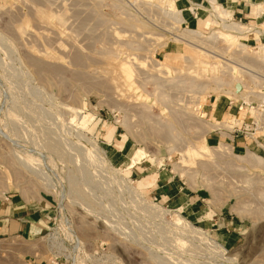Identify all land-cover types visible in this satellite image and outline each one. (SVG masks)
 <instances>
[{"label": "rangeland", "instance_id": "obj_1", "mask_svg": "<svg viewBox=\"0 0 264 264\" xmlns=\"http://www.w3.org/2000/svg\"><path fill=\"white\" fill-rule=\"evenodd\" d=\"M175 1L183 23L160 0H0V199L51 206L34 235L0 240V264H264V168L236 158L264 151L231 130L264 98V39L251 27L245 52L188 44L187 29L209 35L212 8L191 0L198 29ZM136 149L144 180L128 169ZM157 178L178 182L179 206L151 194Z\"/></svg>", "mask_w": 264, "mask_h": 264}, {"label": "crops", "instance_id": "obj_2", "mask_svg": "<svg viewBox=\"0 0 264 264\" xmlns=\"http://www.w3.org/2000/svg\"><path fill=\"white\" fill-rule=\"evenodd\" d=\"M217 1L220 3L219 0ZM189 3L195 6L197 10L195 11L197 17L191 15L194 27L201 29L207 23V21L203 19V14L200 12L204 5L194 4L191 0H189ZM228 8L232 14L233 20L250 27L263 29L264 0H233L232 2H228ZM261 35L264 39V34L262 33ZM210 108L211 110H208V112L216 118L224 116V114L229 111L228 108L226 110L225 106L219 107L218 109L214 104H212ZM229 115L232 114L230 113ZM132 173L138 178H141V180L145 179L144 169L135 167ZM176 183L178 182L173 180V178H167L166 180L163 178L162 181L157 178L155 188H153L154 190L151 191V194L161 200L166 199L167 202L173 201V203L175 202L177 206H179L180 200H182L184 195L182 191L177 190L178 186ZM185 200L190 201L189 199ZM50 207L51 206L47 203H43L40 207H34L31 203L17 198L16 196H7L0 199V240H6L12 237L25 238L34 235L37 226H40L41 223L46 224L50 221L51 218L46 214V212L50 210ZM225 221L228 223L227 226L231 224L229 220L225 219Z\"/></svg>", "mask_w": 264, "mask_h": 264}, {"label": "bare ground", "instance_id": "obj_3", "mask_svg": "<svg viewBox=\"0 0 264 264\" xmlns=\"http://www.w3.org/2000/svg\"><path fill=\"white\" fill-rule=\"evenodd\" d=\"M163 4H165V7H166V10L169 12V14H172V15H170V16H175V18H173V19H175L174 21H176V19H177V23H183V21H184V13H183V11L182 10H180V9H178L177 8V6H176V1L175 0H160ZM208 2H209V4H210V6H211V10H212V16H213V18H212V20L210 21V27H211V31H210V33H209V35H206V34H204L203 32H199V31H197V30H194V29H187V31H185V33L183 34L184 36V40L185 41H187L188 42V44L190 43L191 45H194V46H196V47H198V45H199V43H202V44H205L204 42L205 41H207V40H214V41H219V40H226V42L227 41H229V42H234V41H241V44H240V48H241V50H240V52H245V49H246V46H247V44L245 43V41H247L248 40V38L250 37V33L252 32V28L251 27H249V26H247V25H245V24H242V23H238V22H233V19H232V14H231V12L230 11H228L226 8H225V6L224 5H222L221 3H219L217 0H208ZM158 10H160L159 8H157ZM195 10V8H190V10H188V11H190V12H193ZM162 12V11H161ZM167 12V13H168ZM61 17V16H60ZM59 17V18H60ZM64 18V17H63ZM46 23V22H45ZM254 29V28H253ZM256 33H258V34H264V27H263V29H260V30H256ZM20 35V34H19ZM21 36V35H20ZM18 37V36H17ZM203 38L204 39H207V40H205V41H203ZM214 43V42H213ZM201 46V45H200ZM190 48V47H189ZM193 48V47H192ZM192 48L190 49V51L189 52H192V54H193V56H194V51H191L192 50ZM260 48L262 49V52H263V54H262V56L261 57H259L260 59H259V62H260V64H261V68H264V47H263V45H260ZM212 50V49H211ZM238 52V51H237ZM236 53V52H235ZM109 54V53H108ZM200 55H201V53H199ZM199 54H196V55H199ZM213 54V53H212ZM218 54H220V52L218 53ZM195 55V56H196ZM205 55H208V54H206L205 53ZM221 55H222V53H221ZM114 56V55H113ZM203 57H206V56H204V55H202ZM240 56V55H239ZM254 56V55H253ZM256 56H258V55H256ZM110 57V56H109ZM108 58V57H107ZM186 58V57H185ZM187 58H188V56H187ZM186 58V59H187ZM190 58H192L193 59V57H189V60H190ZM196 59H194V61L195 60H197L198 59V56H196L195 57ZM33 60H34V58H32ZM31 58H29V61L30 60H32ZM114 59V58H113ZM201 59H203L202 57H201ZM252 59V58H251ZM32 60V61H33ZM35 60H36V58H35ZM188 60V59H187ZM199 60V59H198ZM204 60H205V58H204ZM41 61V60H40ZM82 61V60H81ZM206 61V60H205ZM31 62V61H30ZM38 62V61H37ZM42 62H43V60H42ZM257 62V61H256ZM255 62V63H256ZM34 63H35V61H34ZM39 63V62H38ZM41 63V62H40ZM45 64L47 63V62H44ZM80 63V62H79ZM82 63V62H81ZM80 63V64H81ZM156 63H158L157 65H159V64H161V63H159L158 61L156 62L155 61V64ZM206 63V62H205ZM207 63L208 64H212V63H209V61H207ZM29 64H32V62L31 63H29ZM35 64H37V63H35ZM34 64V65H35ZM39 64H37V65H35L34 66V68L35 67H39V71H40V69H42L41 67L42 66H38ZM47 65V64H46ZM121 67H124L125 68V66H126V63L124 62V63H121V65H120ZM260 66V65H259ZM43 67H44V65H43ZM46 67V66H45ZM53 68V67H52ZM54 68H55V65H54ZM57 68V67H56ZM38 69V68H37ZM36 70V69H35ZM43 70H44V68H43ZM53 70V69H52ZM42 71V70H41ZM41 71L39 72V74L41 73ZM45 71H50V70H48L47 68H46V70ZM59 71L60 70H58L57 69V72L59 73ZM43 72V71H42ZM51 72V71H50ZM53 72H54V70H53ZM52 72V73H53ZM55 72H56V70H55ZM143 74V73H142ZM141 74V75H142ZM53 75H54V73H53ZM140 75V76H141ZM56 76V75H55ZM82 76V75H81ZM42 78H43V76H42ZM110 78V77H109ZM221 78V77H220ZM53 79H54V77H53ZM73 79V78H72ZM45 79H43V81H44ZM71 80V79H70ZM77 80V79H76ZM75 80V81H76ZM114 80V79H113ZM54 81H55V79H54ZM165 82H166V80H165ZM179 83V82H178ZM62 84H63V82H62ZM79 84H81V83H79ZM163 85H166V84H164V83H162ZM105 85V84H104ZM223 85V84H222ZM236 85H238L237 87H235L234 88V93L231 91V90H229V91H227V93H228V95H232V96H238V95H242L243 96V94H245V85H244V83H243V81H240V82H238V83H236ZM100 86L102 87L103 86V84L101 85L100 84ZM111 86V85H110ZM109 86V87H110ZM160 86H161V83H160ZM174 86V85H173ZM95 87V86H94ZM105 87V86H104ZM166 87V86H165ZM167 87H169V86H167ZM178 87V86H177ZM201 87H203V86H201ZM223 87V86H222ZM221 87V88H222ZM85 88V87H84ZM93 88V87H92ZM218 88V87H217ZM220 88V87H219ZM218 88V89H219ZM111 89V88H110ZM112 89H114V88H112ZM169 89V88H168ZM173 89H175V88H173ZM166 90V89H165ZM164 90V91H165ZM201 90V89H200ZM199 90V91H200ZM213 90H215V89H213ZM115 91V90H114ZM220 91V90H219ZM169 92V91H168ZM162 93H164V92H162ZM170 93V92H169ZM226 93V92H225ZM168 94V93H167ZM170 95V94H169ZM249 95V94H248ZM171 97V96H170ZM245 97V100H249V98L247 97V96H244ZM241 98V97H240ZM248 98V99H247ZM202 102V101H201ZM205 103V102H204ZM148 108V107H147ZM144 109H145V107H144ZM143 109V110H144ZM181 109V108H180ZM194 109V108H193ZM142 110V109H141ZM148 110H149V108H148ZM147 110V113H149V111ZM196 111V110H195ZM141 112V111H140ZM143 113V112H142ZM141 113V114H142ZM178 113V112H177ZM180 113V112H179ZM195 113V112H194ZM145 114V113H144ZM176 114V113H175ZM179 115V117H180V114H178ZM196 115V114H195ZM142 117H143V115H141ZM181 116H183V115H181ZM175 117H177L178 118V116H176L175 115ZM141 118V117H140ZM146 119H149V115H148V118L147 117H145ZM188 118V117H187ZM142 119V118H141ZM195 119V118H194ZM150 120H152L151 118H150ZM149 120V121H150ZM175 120H177V119H175ZM183 120V119H182ZM181 120V121H182ZM142 121V120H141ZM140 121V122H141ZM148 121V120H147ZM148 121V122H149ZM180 121V120H179ZM184 121H185V118H184ZM178 122V121H177ZM183 122V121H182ZM143 123V122H142ZM141 123V124H142ZM181 124V123H180ZM166 125V124H165ZM172 126V125H171ZM180 126H182V125H180ZM212 126H214V127H211L213 130L214 129H216L217 127H219V128H221V127H230L231 128V126L229 125V124H227V123H223V124H221V125H219L218 123H216V124H213ZM186 128H187V126H185ZM149 128V127H148ZM166 128H167V126H166ZM182 128H183V126H182ZM153 129V128H152ZM157 129V128H156ZM150 130V129H149ZM154 131H155V129H153ZM153 130L151 131V133L153 132ZM162 132V131H165L166 133H168L165 129H164V127L162 128V130H159V132ZM168 131H169V129H168ZM183 131V130H182ZM156 132L157 131H155V133L154 134H156ZM164 132V133H165ZM170 132V131H169ZM208 133V132H207ZM140 134V133H139ZM142 134V133H141ZM161 134V133H160ZM111 135V134H110ZM143 135V134H142ZM165 135V134H164ZM166 135H168V134H166ZM171 135V134H170ZM169 135V136H170ZM161 136H163V135H161ZM168 136V137H169ZM159 137V136H158ZM167 137V136H166ZM167 137V138H168ZM171 137H172V135H171ZM180 137V136H179ZM141 138H142V136H141ZM163 138H164V136H163ZM170 138V137H169ZM168 138V139H169ZM173 138V137H172ZM174 139V138H173ZM192 148V147H191ZM196 149H198V148H196ZM192 150V149H191ZM212 150L216 153V154H218L219 156H221V157H223V156H229V155H231V157L233 156L234 158L236 157V156H234L235 154L233 153V148L230 146V145H228V144H224V143H221L219 146H217V147H214V148H212ZM200 154H202L201 152L202 151H198ZM204 153V152H203ZM215 153H213V154H215ZM206 155V154H205ZM218 155H216V157L218 156ZM204 156V155H203ZM147 156H146V153L143 151V150H141V149H136L135 151H134V153L132 154V156L130 157V163H129V165H128V169H131V168H134L137 164H139V161H141L142 159H144V158H146ZM215 157V156H214ZM236 158H238L239 160L240 159H242V160H245L246 162H251L250 164L252 165L253 163L254 164H258L260 167H263L264 168V158L263 157H261V156H259V155H257V154H255V153H253L252 151H247V154L246 155H244V156H239V157H236ZM206 160V159H205ZM141 163V162H140ZM199 163V162H198ZM202 163V162H201ZM199 165V164H198ZM202 165H205L206 166V164H205V162H203L202 164H201V168H202ZM208 166V165H207ZM252 166H255V165H252ZM204 167V166H203ZM210 167V166H209ZM206 169V168H205ZM204 168H203V170H205ZM17 170V169H16ZM206 170H209V171H211L210 170V168L209 169H206ZM208 172V171H207ZM194 173V172H193ZM209 173V172H208ZM23 174V173H22ZM205 174V173H204ZM264 183V182H263ZM177 224H180V225H182V223L183 224H185L184 223V221H183V219L181 218V217H179V219H177V222H176ZM183 226V225H182ZM184 226H186V225H184Z\"/></svg>", "mask_w": 264, "mask_h": 264}, {"label": "built area", "instance_id": "obj_4", "mask_svg": "<svg viewBox=\"0 0 264 264\" xmlns=\"http://www.w3.org/2000/svg\"><path fill=\"white\" fill-rule=\"evenodd\" d=\"M195 11L196 8H195ZM195 14V13H194ZM195 17L197 15L195 14ZM246 106V108H245ZM244 109L247 110V113L250 115V119L248 122L246 121L243 125L242 130H240L239 123L233 124L232 127V134L233 139L236 137H243L245 140H249L251 144H256L260 149L264 151V140L262 141V144L260 143L261 139H264V98L256 104H248V103H242V105L238 108L239 112L243 111ZM252 111L254 113L252 114ZM258 134H261L260 136L256 137ZM234 141V140H233Z\"/></svg>", "mask_w": 264, "mask_h": 264}]
</instances>
